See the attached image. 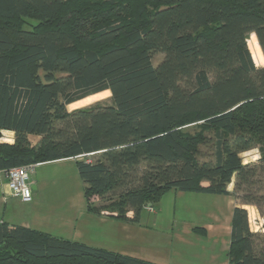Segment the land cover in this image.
<instances>
[{
  "label": "trees",
  "instance_id": "obj_1",
  "mask_svg": "<svg viewBox=\"0 0 264 264\" xmlns=\"http://www.w3.org/2000/svg\"><path fill=\"white\" fill-rule=\"evenodd\" d=\"M252 33L264 52V0H0V132H14L0 141V171L86 155L75 161L87 210L135 222L172 189L229 195L234 176L236 189L250 185L264 174ZM106 89L111 102L67 109ZM209 141L214 158L201 160ZM254 147L260 158L244 163ZM231 225L229 264H264L245 208ZM0 264L154 263L0 221Z\"/></svg>",
  "mask_w": 264,
  "mask_h": 264
},
{
  "label": "rangeland",
  "instance_id": "obj_2",
  "mask_svg": "<svg viewBox=\"0 0 264 264\" xmlns=\"http://www.w3.org/2000/svg\"><path fill=\"white\" fill-rule=\"evenodd\" d=\"M248 39L247 43L255 64L263 66L264 52L258 41L256 42V38L252 40L251 36ZM163 58V53L156 52L153 54L152 62L157 65ZM98 101L111 102V91L106 89L88 95L68 104L67 109L72 111L79 107L90 106ZM195 124H187L183 128L192 130L196 126ZM12 137H14L12 132H0V141L2 142H7ZM28 138L32 143H36L40 136L29 134ZM240 156L244 163H256L260 158V151L258 147H254L241 152ZM84 158H86V155H80L78 158L36 166L32 173V180L35 183L34 185H38V189L33 190V201L28 203L19 202L18 206L14 205V209L19 213L16 215L12 214L13 205H11L12 207H8L6 212L7 216H10V218L11 216L21 217L32 222L33 213L35 212L43 210L42 212L63 213L69 209L70 203L74 202L77 205L79 201H83L85 184L79 175L75 160ZM89 158L95 159L94 154L89 155ZM199 158L201 160H212L214 158L212 141L200 146ZM236 181L237 178L234 176L232 182L228 185V188L232 189L231 195L234 197L235 204L247 210L251 231L262 236L264 235V174L257 172L250 185L243 186L239 190L236 189ZM245 195L256 198L260 203V208L253 204L244 203L242 197ZM114 198L116 196H107L106 199H103V202L109 203V200ZM222 199L226 200L224 196L218 194L172 189L165 193L162 199L153 204L152 207H144L140 214V220L144 226L151 227L157 234L167 237L172 253L176 252L180 256L177 258L180 264H207L206 257L211 250L215 249L220 259L226 256L223 255L221 245L210 243V239L192 230V227L204 226L208 223L210 217H213V214L216 213L218 217H221L229 210L228 204L226 202L222 203ZM98 200V197L94 198V202H98ZM50 230L54 234L59 233L56 228L51 227ZM181 234L184 236L185 241L177 236ZM258 242H261V240H257ZM197 254L199 255L196 256Z\"/></svg>",
  "mask_w": 264,
  "mask_h": 264
},
{
  "label": "crops",
  "instance_id": "obj_3",
  "mask_svg": "<svg viewBox=\"0 0 264 264\" xmlns=\"http://www.w3.org/2000/svg\"><path fill=\"white\" fill-rule=\"evenodd\" d=\"M250 36L252 40L256 38V42L258 41L254 33ZM255 44L258 46L257 43ZM2 131L12 132L14 134L11 130L3 129ZM7 142H14V137L9 138ZM66 159L72 158L58 159L44 163ZM44 163H38L37 166ZM0 174V221L8 223L10 227L25 226L66 239L83 242L91 246L105 248L113 252L143 259L154 264H180L177 259L180 256L176 252L172 253L170 244L166 239L167 237L157 234L151 227L144 226L140 219L138 222L130 220L122 221L112 216L115 215V213H111L107 210H103L101 214L90 212L87 210L85 197L83 201H79L77 205H75L74 202L70 203L69 209L65 210L63 213L42 212L43 210H41V212H35L33 213L34 218L32 222L16 216H11L10 218V216L6 214L8 207L13 205L12 214L16 215L19 213L14 209V205H17L19 202H28H24L18 199V197L12 196L7 179L2 173ZM34 184L33 189L37 190L38 185ZM228 190L232 193V189L228 188ZM218 195L226 198V200L222 199V203L226 202L229 206V210L221 217H218L216 213L213 214V217H210L208 223L204 226H197L200 228L197 232L210 239V243L221 245L223 255L226 257L220 259L216 250H211L206 257L207 264H229L227 253L231 240L232 216L234 208L238 205L235 204L233 195ZM98 199V202L95 201L97 202L96 205L105 204L103 199ZM252 210L254 209L252 208ZM127 215L129 218H132L134 216V210L129 208ZM51 227L58 229L59 233H52L50 230ZM194 228L195 227H192V230H194ZM177 236L185 241L182 234ZM198 255L199 254L196 256Z\"/></svg>",
  "mask_w": 264,
  "mask_h": 264
},
{
  "label": "built area",
  "instance_id": "obj_4",
  "mask_svg": "<svg viewBox=\"0 0 264 264\" xmlns=\"http://www.w3.org/2000/svg\"><path fill=\"white\" fill-rule=\"evenodd\" d=\"M36 166L37 164L19 165L0 171L7 179L12 196L18 197L24 202L33 200L32 173Z\"/></svg>",
  "mask_w": 264,
  "mask_h": 264
},
{
  "label": "water",
  "instance_id": "obj_5",
  "mask_svg": "<svg viewBox=\"0 0 264 264\" xmlns=\"http://www.w3.org/2000/svg\"><path fill=\"white\" fill-rule=\"evenodd\" d=\"M148 205H149V206H152V204H151V203H149Z\"/></svg>",
  "mask_w": 264,
  "mask_h": 264
}]
</instances>
